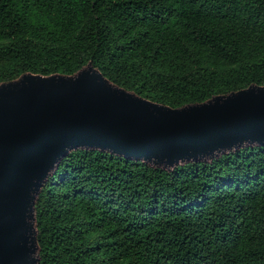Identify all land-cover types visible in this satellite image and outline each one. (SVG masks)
Wrapping results in <instances>:
<instances>
[{"label":"trees","instance_id":"16d2710c","mask_svg":"<svg viewBox=\"0 0 264 264\" xmlns=\"http://www.w3.org/2000/svg\"><path fill=\"white\" fill-rule=\"evenodd\" d=\"M91 67L177 109L264 85V0H0V86ZM36 264H264V143L172 165L69 149L35 195Z\"/></svg>","mask_w":264,"mask_h":264},{"label":"water","instance_id":"95a60500","mask_svg":"<svg viewBox=\"0 0 264 264\" xmlns=\"http://www.w3.org/2000/svg\"><path fill=\"white\" fill-rule=\"evenodd\" d=\"M264 143V85L171 109L111 86L90 66L74 77L28 74L0 86V264H36L37 191L76 146L172 165L243 142Z\"/></svg>","mask_w":264,"mask_h":264}]
</instances>
